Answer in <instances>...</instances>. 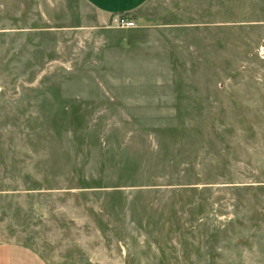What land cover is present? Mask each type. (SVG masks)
<instances>
[{"label":"rangeland","instance_id":"1","mask_svg":"<svg viewBox=\"0 0 264 264\" xmlns=\"http://www.w3.org/2000/svg\"><path fill=\"white\" fill-rule=\"evenodd\" d=\"M0 0V242L46 264H264V0Z\"/></svg>","mask_w":264,"mask_h":264},{"label":"crops","instance_id":"2","mask_svg":"<svg viewBox=\"0 0 264 264\" xmlns=\"http://www.w3.org/2000/svg\"><path fill=\"white\" fill-rule=\"evenodd\" d=\"M148 0H84L93 10L104 18H132L139 14ZM135 25V24H134ZM0 264H46L40 255L18 244L0 242Z\"/></svg>","mask_w":264,"mask_h":264},{"label":"built area","instance_id":"3","mask_svg":"<svg viewBox=\"0 0 264 264\" xmlns=\"http://www.w3.org/2000/svg\"><path fill=\"white\" fill-rule=\"evenodd\" d=\"M114 23L117 27L119 28H133L135 25H134V22L128 20L127 18L125 17H116L114 19Z\"/></svg>","mask_w":264,"mask_h":264}]
</instances>
